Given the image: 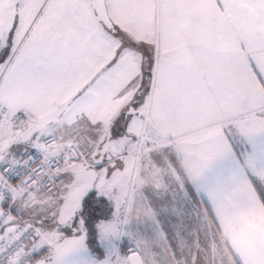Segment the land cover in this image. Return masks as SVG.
Here are the masks:
<instances>
[{"label": "snow or ice", "instance_id": "snow-or-ice-1", "mask_svg": "<svg viewBox=\"0 0 264 264\" xmlns=\"http://www.w3.org/2000/svg\"><path fill=\"white\" fill-rule=\"evenodd\" d=\"M0 264H264V0H0Z\"/></svg>", "mask_w": 264, "mask_h": 264}, {"label": "crops", "instance_id": "crops-1", "mask_svg": "<svg viewBox=\"0 0 264 264\" xmlns=\"http://www.w3.org/2000/svg\"><path fill=\"white\" fill-rule=\"evenodd\" d=\"M189 224H190V226H192L193 228L195 227V225H196V221H195V213L192 214V217H191L190 220H189ZM168 227L171 228V222H170V221L168 222Z\"/></svg>", "mask_w": 264, "mask_h": 264}, {"label": "built area", "instance_id": "built-area-1", "mask_svg": "<svg viewBox=\"0 0 264 264\" xmlns=\"http://www.w3.org/2000/svg\"><path fill=\"white\" fill-rule=\"evenodd\" d=\"M37 164H39V161H37Z\"/></svg>", "mask_w": 264, "mask_h": 264}]
</instances>
